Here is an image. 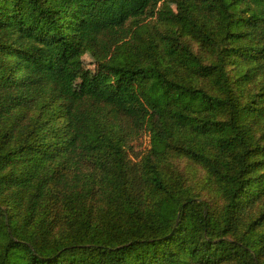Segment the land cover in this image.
I'll use <instances>...</instances> for the list:
<instances>
[{
  "label": "trees",
  "instance_id": "16d2710c",
  "mask_svg": "<svg viewBox=\"0 0 264 264\" xmlns=\"http://www.w3.org/2000/svg\"><path fill=\"white\" fill-rule=\"evenodd\" d=\"M0 264H264V0H0Z\"/></svg>",
  "mask_w": 264,
  "mask_h": 264
},
{
  "label": "rangeland",
  "instance_id": "374dc122",
  "mask_svg": "<svg viewBox=\"0 0 264 264\" xmlns=\"http://www.w3.org/2000/svg\"><path fill=\"white\" fill-rule=\"evenodd\" d=\"M180 25L185 29V31L190 36L196 35L195 31L193 30L194 29L193 26L190 24L188 20H180ZM146 34H147V26L146 24H143L134 31L132 37L136 43H140L145 39ZM77 86H78V82L75 84V87Z\"/></svg>",
  "mask_w": 264,
  "mask_h": 264
}]
</instances>
